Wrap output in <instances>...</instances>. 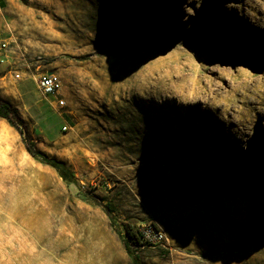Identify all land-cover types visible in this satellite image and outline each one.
I'll return each mask as SVG.
<instances>
[{
    "label": "rangeland",
    "instance_id": "374dc122",
    "mask_svg": "<svg viewBox=\"0 0 264 264\" xmlns=\"http://www.w3.org/2000/svg\"><path fill=\"white\" fill-rule=\"evenodd\" d=\"M1 1L0 99L24 128L0 119V264H131L124 228L145 224L167 242L131 246L141 264H264V125L233 137L214 106L264 80V0Z\"/></svg>",
    "mask_w": 264,
    "mask_h": 264
},
{
    "label": "bare ground",
    "instance_id": "6f19581e",
    "mask_svg": "<svg viewBox=\"0 0 264 264\" xmlns=\"http://www.w3.org/2000/svg\"><path fill=\"white\" fill-rule=\"evenodd\" d=\"M263 81L256 82L251 87H247L248 84L244 82L237 84V89L241 92L240 104L226 98V94L229 93L227 91H221L216 95L217 98L214 99L215 110L219 109L218 112L222 116L225 115L223 120L231 128L233 137L243 135L258 121L264 125ZM179 82L180 84H176L175 88L181 94H185L183 99H187L192 93L202 88L196 79L183 78Z\"/></svg>",
    "mask_w": 264,
    "mask_h": 264
},
{
    "label": "trees",
    "instance_id": "16d2710c",
    "mask_svg": "<svg viewBox=\"0 0 264 264\" xmlns=\"http://www.w3.org/2000/svg\"><path fill=\"white\" fill-rule=\"evenodd\" d=\"M0 119L5 120L10 126L14 127L20 135H23V132L21 131L24 128V123L16 110L7 102H4L0 99ZM25 148L27 153L34 159L39 160L42 164L48 166L51 168L56 175L67 185H76V180L71 173V171L65 166V164L57 160L55 158H49L46 155L38 152L34 144L31 141V138L29 135L25 136ZM110 225H113L112 219L108 213ZM124 234L126 236L125 245H123L125 252L127 253V256L129 257V260L131 264H141L138 260V257L131 253L130 247H146L140 242V235L139 233L134 234L131 229L128 227L124 228Z\"/></svg>",
    "mask_w": 264,
    "mask_h": 264
},
{
    "label": "built area",
    "instance_id": "2783aa9c",
    "mask_svg": "<svg viewBox=\"0 0 264 264\" xmlns=\"http://www.w3.org/2000/svg\"><path fill=\"white\" fill-rule=\"evenodd\" d=\"M10 50V42L8 40H0V62L7 59V53ZM27 69H29L27 67ZM19 78V75H16ZM37 89L44 97L45 101L51 108H62L65 106V100L62 95L63 83L58 74L40 73L34 76ZM141 237L140 242L144 246H156L167 242L164 233L156 229L151 224H145L139 230Z\"/></svg>",
    "mask_w": 264,
    "mask_h": 264
},
{
    "label": "crops",
    "instance_id": "0c3cea01",
    "mask_svg": "<svg viewBox=\"0 0 264 264\" xmlns=\"http://www.w3.org/2000/svg\"><path fill=\"white\" fill-rule=\"evenodd\" d=\"M1 4H2V1L0 0V9H1ZM27 70H29V69H27ZM35 75H37V74H32V78H33V80H34V76Z\"/></svg>",
    "mask_w": 264,
    "mask_h": 264
}]
</instances>
